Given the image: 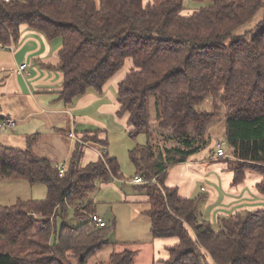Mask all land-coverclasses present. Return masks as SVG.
<instances>
[{"label": "trees", "instance_id": "obj_1", "mask_svg": "<svg viewBox=\"0 0 264 264\" xmlns=\"http://www.w3.org/2000/svg\"><path fill=\"white\" fill-rule=\"evenodd\" d=\"M209 1L184 14L182 0H0L1 44L17 41L22 26L48 40L61 38L57 63L48 66L62 73L58 99L66 105L87 90L101 93L131 60L117 83L115 115L130 138H148L128 153L133 177L146 181L136 187L149 204L150 240L163 242L153 264H264V208L222 217L224 230L216 232L196 218L202 196L183 198L177 187L165 185L169 169L206 148L214 152L210 128L223 119L229 152L219 158L233 173L231 183L243 182L247 172L258 174L255 188L264 197V25L249 39L248 31L232 36L260 8L264 24V0ZM205 98L211 110L198 107ZM152 121L170 146L151 143ZM101 132L78 135L99 145L100 156L80 165L86 146H76L61 175L50 158L35 153L39 133L25 136L24 149L0 143V179L47 189L42 200L0 205V264H89L106 246L115 222L96 226L89 219L93 203L79 202L97 179L121 178ZM69 209L83 222H62L57 229ZM133 256L126 247L95 264H134Z\"/></svg>", "mask_w": 264, "mask_h": 264}, {"label": "rangeland", "instance_id": "obj_2", "mask_svg": "<svg viewBox=\"0 0 264 264\" xmlns=\"http://www.w3.org/2000/svg\"><path fill=\"white\" fill-rule=\"evenodd\" d=\"M145 1L159 3L163 0ZM210 4L211 2L209 0H182L183 13L188 14L195 9L205 7ZM262 18L263 9L260 8L250 21L235 28L232 31V36L241 35L244 32L248 31L246 37L248 39L251 38V36L264 25L260 22ZM230 41L231 37L227 38L225 42L229 43ZM48 42H50L51 47L58 45L60 46L61 38L57 37ZM34 45H36V41L31 40L28 42L27 47ZM40 45L41 47L39 49V53L44 49V44L41 40ZM41 62L42 60L38 56H28L25 59V63L27 65L26 71H29L32 74L35 71H39V73L42 75L43 68H48ZM125 71H127V69L124 66L122 71L119 73V76ZM28 82L31 83V80H29ZM113 82L108 85L106 92L100 95H96V99L90 101L84 106L75 107L76 109L73 108L74 103L79 99L78 97H81L82 95L74 99L75 101L78 98L75 102L73 101V105L71 103L67 105L64 103L65 107H70L71 111L67 114L64 113V119L61 121H56L55 118H50L49 114L42 113V115H32V117L29 118H39L40 122H38V125L34 120H27L25 123H23V121L18 122L17 126L15 127L13 126L11 128H7L3 126L2 130H0V143L18 149H24L26 147L24 135L26 136L32 133H39L38 140L33 144L35 153L39 156H46L50 158L52 162L57 161L60 164L62 163L60 162L61 160H67L70 157L76 146L78 148H81L85 145L91 146L95 144L94 142H90L79 137L83 142V144L81 145L75 142L74 139L55 132L52 129V125H57L58 127L66 129L69 124L70 113L72 115H75V111L84 112L91 118L101 121L106 127L105 138L107 140V151L110 157H115L117 159L121 178L109 176L107 180L97 179L94 187L87 191L79 199V202L83 204L92 202L94 212L100 215L104 219L106 224L111 225L112 221L115 222L114 228L111 229L110 233L107 236L106 246H104L101 250L90 257L88 262L89 264H95L98 261H104L108 258L111 252L120 251L127 247L134 251V264H152V244L149 231L150 221L145 214V211L149 208V204L139 197L140 194H143V191L139 190L136 186L140 184L131 183V180L134 178L133 176L135 173V168L130 161L128 153V151L135 145L146 143L148 138L144 133L139 134L135 139L130 138L125 126L121 123L116 122L111 112L106 109H100V106L103 103L114 104L115 101L117 102V88ZM56 85L57 84H55L54 86ZM45 92L46 91H36L34 89V98H37L43 106H48L49 103H53L48 102V100H50V97L53 96V98H55L54 96H58V93L46 95L44 94ZM89 92L93 91L88 90L87 93ZM19 101L21 100L18 98V102ZM13 102H15L14 99ZM58 102L59 104L63 103V101L61 100H58ZM198 107L206 110H211V99L205 98ZM152 124H154V122ZM96 127L98 126H94V124L91 122H87L86 124H80L76 122L74 125L75 131H80L81 128ZM153 127H155V124L152 125V132L150 134L151 143L159 144L161 148L163 146H170L173 143L171 140L162 137L155 128L153 129ZM7 136L13 139L6 140ZM210 136V145L214 144V150L215 144L220 143L225 152H229L228 146L224 140L223 119L219 120L210 128ZM54 143H56L58 147H56L55 149H51V146ZM208 149L209 148H206L196 154L195 157L198 155L196 159L198 157H208V155L210 154ZM201 186H204L203 188L207 190L206 193L208 195L212 192L210 186H208L203 181V179L197 178L194 188L195 190L190 197H195L196 195L201 194L203 192V190H201L200 188ZM46 195L47 189L45 184L43 183L30 184L23 179H0V205L13 204L17 199L42 200L46 197ZM131 195L137 196L133 198L131 197ZM129 197L132 199H128ZM206 202V199H203L198 201L196 205V218L198 220L206 219L208 215V212L205 211V209L210 208V206L207 207ZM225 216L226 215H219L217 219L213 218L212 226L216 232H222L224 230L221 225V218ZM62 222L70 227H77L83 222V219L75 216L72 210L69 209L68 215L64 219L58 217L57 229H59V226ZM40 223L41 222L39 221L36 227H39Z\"/></svg>", "mask_w": 264, "mask_h": 264}, {"label": "crops", "instance_id": "obj_3", "mask_svg": "<svg viewBox=\"0 0 264 264\" xmlns=\"http://www.w3.org/2000/svg\"><path fill=\"white\" fill-rule=\"evenodd\" d=\"M31 40H35L36 45L27 47L28 42ZM40 40L44 44V49L39 53V49L41 47ZM48 41L51 40L46 39L41 33L26 26H22L21 34L17 41L10 42L7 45H0V121L6 118L13 119L15 120V127L17 126L18 122L23 121V123H25L27 120H34L38 125V122H40L39 118L29 119L32 117V115H42V113H47L49 114L50 118H55L56 121H61L64 119L63 114H67L71 111L70 107H65L64 102L59 104V99L56 95L54 96L55 98H53V96L50 97L48 102L53 103H49L48 106H43L37 98H34V89L36 91H46L44 93L46 95L55 93L57 94L62 89V73L58 69L48 66V64L55 65L57 63L56 53L60 46L58 45L51 47L50 42ZM28 56H38L42 60L41 63L46 65L48 69L43 68L42 75L39 73V71H35L33 74L29 71H26L27 67L23 71L19 72L18 66L25 63V59ZM124 66L128 71V68L132 66L131 60L127 59ZM122 69L107 81L101 93H97L94 90H92L94 93H87V90L84 94H82L81 97H78L79 99L77 98L78 100L76 99L77 101L75 100L76 102L74 101L75 103H71L72 105L74 103L73 108L76 109L75 107L84 106L90 101L96 99V95L106 92L108 85L113 81L117 88L118 81L127 72L125 71L119 76V73L122 71ZM29 80H31V83L28 82ZM55 84L57 85L54 86ZM18 98L21 101L18 102ZM13 99L16 104L13 102ZM117 108L118 101H115L114 104L103 103L100 106V109H106L111 112L116 122L123 124V122L118 120L115 115ZM75 112V115L70 113L69 124L65 129L67 133L69 131H73L78 136L84 131L99 130L102 131L100 133V138L105 137L106 127L101 121L91 118L84 112ZM76 122L80 124L91 122L94 124V126L98 127L81 128L80 131H75L74 125ZM2 127L3 126H0V130H2ZM52 129L56 132L57 129L63 128L58 127L57 125H52ZM10 139L13 138H10L9 136L6 137V140ZM56 147H58V145L54 143L52 144L51 149H55ZM99 148L100 147L96 145L86 146L84 154L80 159V165H84L89 161L96 160L100 156ZM70 157L67 160L63 159L60 162L65 165L67 164ZM196 157L194 155L191 157V159L172 167L168 171L167 177L165 179V185L168 187H177L179 195L183 198H188L195 190L194 188L196 185V179H203V181L208 186H210L212 190L209 195L206 193V189L203 190L201 194L196 195L202 196L200 200L206 199L207 207L210 206V208L205 209V211L208 212V215L206 219L203 220L212 223L213 218L217 219L219 215L227 216L240 210L264 208V197L261 196L255 188L256 182L260 180V176L258 174L247 172L243 182L233 185L231 183L233 177L232 171L227 168V163L220 161V158L214 155V152L209 154L208 157H198L197 159ZM54 163L56 165L59 164L57 161ZM131 183L134 182L131 180ZM202 187L204 186H201L200 188ZM136 196L137 195H131L133 198ZM139 197L140 199L142 198L143 200H146L144 194H140ZM128 199L132 198L129 197ZM162 243L163 242L160 240L151 242L152 264L154 253H162Z\"/></svg>", "mask_w": 264, "mask_h": 264}, {"label": "built area", "instance_id": "obj_4", "mask_svg": "<svg viewBox=\"0 0 264 264\" xmlns=\"http://www.w3.org/2000/svg\"><path fill=\"white\" fill-rule=\"evenodd\" d=\"M0 45L2 46L3 44H0ZM26 67H27L26 63L20 64L18 66V71L21 72ZM14 125H15V120L10 119V118L2 119L0 121V126H4V127H7V128H11ZM68 136L70 138L74 139L75 142H77V143H79L81 145L83 144V142L80 140L79 136H77L76 133H74L73 131H69L68 132ZM85 146H87V145H85ZM103 149L106 150L107 149L106 146H103ZM225 154H226V152H225L224 148L222 147V145L220 143H216L215 144L214 155L217 156V157H220V156H223ZM57 169H58L59 174L61 175L64 172V170H65V165L63 163H60V164L57 165ZM132 181L134 183H137V184H144V183H146V181L142 177H140V176H135L132 179ZM201 189L202 190H205L203 187ZM89 219H90V221L92 223H94L98 227H102V226L106 225V222L104 221V219L101 216H99L98 214H96V213H91L89 215Z\"/></svg>", "mask_w": 264, "mask_h": 264}]
</instances>
